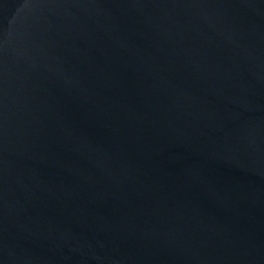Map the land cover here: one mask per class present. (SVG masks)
Masks as SVG:
<instances>
[{
    "label": "water",
    "instance_id": "1",
    "mask_svg": "<svg viewBox=\"0 0 264 264\" xmlns=\"http://www.w3.org/2000/svg\"><path fill=\"white\" fill-rule=\"evenodd\" d=\"M0 264H264V0H0Z\"/></svg>",
    "mask_w": 264,
    "mask_h": 264
}]
</instances>
